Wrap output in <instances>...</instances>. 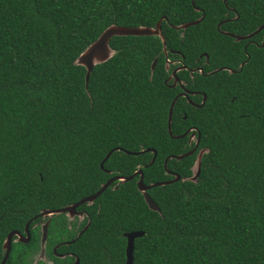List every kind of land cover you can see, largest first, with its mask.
<instances>
[{
  "label": "trees",
  "instance_id": "obj_1",
  "mask_svg": "<svg viewBox=\"0 0 264 264\" xmlns=\"http://www.w3.org/2000/svg\"><path fill=\"white\" fill-rule=\"evenodd\" d=\"M225 5L250 31L264 23V0ZM225 11L222 0H0V256L8 232L97 191L106 178L98 164L118 148L105 170H140L144 185L180 179L146 190L158 212L137 191L138 176L107 187L71 245L78 264H124L123 234L134 231L143 236L133 241L132 264H264V53L250 52L238 72L208 74L237 69L216 29ZM159 20L165 50L156 36H114L112 56L84 84L74 61L103 30ZM165 55L202 70L178 73L205 96L200 108L183 98L172 108L171 135L193 128L199 137L180 160L173 157L193 143L167 133L175 90L163 85ZM145 149L155 152L150 165L152 152L124 153ZM201 150L198 177L188 181ZM32 224L29 243L11 244L4 264L28 262Z\"/></svg>",
  "mask_w": 264,
  "mask_h": 264
},
{
  "label": "flooded vegetation",
  "instance_id": "obj_2",
  "mask_svg": "<svg viewBox=\"0 0 264 264\" xmlns=\"http://www.w3.org/2000/svg\"><path fill=\"white\" fill-rule=\"evenodd\" d=\"M222 3L224 4L226 11L223 14L224 18L220 22H218V24L216 25V29L222 36L227 38V40L225 41L224 54L227 58L230 59L229 63L232 66H236L237 69L235 70L228 66H223L222 68L214 69L212 72H208V74L216 72L217 70H225L228 74L238 72L240 71L242 66L245 64L246 60L249 58L250 52L254 50H261L264 53V23H261L255 26V28H253L250 31L246 26L240 25V23L237 24L236 21L238 19V15L235 12V10L226 6L225 0L224 2L222 0ZM221 25L224 26V28L222 30H219V27ZM246 30H249V31H246ZM259 33H261V35L259 39L257 40L255 36ZM235 43L237 44L233 47L232 45ZM230 48H232L233 50L231 51ZM175 53L177 54V52ZM164 57H165L164 70L167 73V76L163 80V85L165 87H168L169 89L175 90L174 95L168 105L167 113H168V109H169L171 102L175 98L176 99L174 103L176 102L177 99L183 98L185 103L188 104V106L194 107V108H200L205 101L204 94L199 91L188 89L187 88L188 84L184 80L179 79L178 73L180 71H186L188 73L189 78H192V73L194 72H198L199 74H202L201 67L187 69L182 64H180L179 59H168L166 55ZM204 58L206 62L207 56L205 55ZM233 58L235 60L236 59L238 60L241 58L243 59L239 61L238 63H235ZM196 96L199 97L198 103L194 102L193 100L194 97ZM174 103H173V106H174ZM199 105L201 106L198 107ZM171 112H172V109H171ZM170 121H171V117H170ZM166 122H167V117H166ZM185 132H186V135L184 137L187 136L188 144L193 143V147L190 150L192 151L194 148V150L192 151L193 153L197 147V144L195 146V142L197 141L198 143V139H199L198 134L195 137L193 133L194 132L193 128H189ZM171 136L169 137L171 138ZM173 137H176V136H173ZM114 149H116V151H120V149L118 148H114ZM125 152L126 151H124V153ZM197 154H198V151L196 152V155ZM98 168L106 175V178L103 183L115 177H122V176L117 175L115 171L111 169L105 170L103 166L102 168H100L99 164H98ZM117 183H120V182H118V180L116 179L112 180L109 183L108 187H111V189L114 190L116 188ZM95 192L90 193L87 196L81 197L78 200L74 201L73 203H70L63 207L72 206L73 204L77 203L79 200L85 197H88L90 195H93ZM95 199H93L89 203L84 202L78 205L77 207H75L73 211L63 212L60 214H54V215L45 216V217H38L32 220L33 224L31 226V232L33 233L34 245H33L32 252L29 254V257L27 260L28 262L26 264H78L77 256L71 251V245L74 244L75 241L80 237V235L87 229L89 222H90V218L93 215L98 213L97 207L94 206ZM38 214H36L35 216H37ZM43 225H45L46 229H45V238L41 244ZM19 233L24 237L23 230L22 232H19ZM28 236H29V239L27 243L16 241L17 237L13 236L11 239V244L18 243V244L26 245L29 243L30 241L29 225H28ZM11 244H10V248H11ZM41 248H43L42 256L39 258V255H37L38 258H36V260L33 262L32 258L34 254L37 252V250H39L40 252ZM2 256H3V253L0 256V260Z\"/></svg>",
  "mask_w": 264,
  "mask_h": 264
},
{
  "label": "water",
  "instance_id": "obj_3",
  "mask_svg": "<svg viewBox=\"0 0 264 264\" xmlns=\"http://www.w3.org/2000/svg\"><path fill=\"white\" fill-rule=\"evenodd\" d=\"M223 2H224V0H223ZM191 4H193L192 1H191ZM201 20H202V17L199 18L198 20L194 21V22H190V23H186V24H183L180 26H176V27H174V29L175 30H178V29L183 30L186 27L196 25ZM114 36H156L159 38V40L162 44V50H165L164 40L162 38L161 31H160V20L155 24V26L153 28H145V27L123 28V27L109 26L105 30H103V32L97 37V39L94 42H92L90 45H88L74 61L75 65L81 66L85 70L84 84L87 83V79H88L89 73L91 72L92 68L95 65H98V64H101V63L107 61L112 56L113 51L109 47V40H110V38H112ZM154 65H155V60H153V62L151 63L150 70L153 69ZM175 99H173V101L171 102L169 109H168V113H167L166 127H167V132H168L169 136H171L170 135L171 109L173 107V103H174ZM200 106L201 105H199L198 107H200ZM185 135H186V132L183 133L182 135H179L176 137L171 136V138L180 139V138H183ZM196 144H197V141L195 142V146H196ZM193 150H194V148H193ZM114 151H116V149H112L105 154V156L102 158V160L99 163L100 168H102V164L104 163V161ZM192 151L187 152V153L182 154V155L174 156L173 159L180 160L183 157L191 155ZM146 152H152V154H153L151 161L148 164V165H150L154 159V156H155V152L153 150H146L145 149V150L138 151V152H125V154L138 155V154H142V153H146ZM202 152H203V150L199 151L196 158H195L194 164L191 168V176L189 178H187L188 181L194 182L196 180V178L198 177L200 158H201ZM136 176H138V179L136 181L137 191L141 193L146 207L149 210L156 211V212H158V209H157L156 205L153 203V201L150 199V197L146 194V190H148L152 187H156V186L167 185V184H170L172 182H176L180 179L178 175H174L170 181L153 183L150 185H144L142 182V172L140 170H137L127 177H115L113 179L107 180L105 183L100 185L99 189L93 195H90L88 197H85V198L79 200L77 203L73 204L72 206H67V207H63L61 209H56V210H42L37 216H34L33 218L29 219L25 223L24 228H23L24 237L17 231H10L7 233V235L5 236V239L2 243L3 256L0 260V264H4L7 257H8V254L10 251L11 239L13 236L17 237L16 241L23 242V243L28 242V239H29L28 225L35 218L73 211L75 209V207H77L78 205H80L84 202L89 203L93 199H95L97 196H99L108 187L109 183L112 180L116 179V180H118V182H125V181H129V180L133 179ZM42 228L43 229H42L41 244L45 238V229H46L45 225H43ZM141 236H143V232H140V231L128 232V233L123 234V237L125 239V247H124L125 261H124V264H132L133 241H134V239L140 238ZM42 254H43V248L40 249L39 258L42 256Z\"/></svg>",
  "mask_w": 264,
  "mask_h": 264
},
{
  "label": "rangeland",
  "instance_id": "obj_4",
  "mask_svg": "<svg viewBox=\"0 0 264 264\" xmlns=\"http://www.w3.org/2000/svg\"><path fill=\"white\" fill-rule=\"evenodd\" d=\"M38 253H39V250H37V252L34 254V256H33V258H32V261H33V262L36 260V258H38V257H37V255H39ZM31 263H32V262H31Z\"/></svg>",
  "mask_w": 264,
  "mask_h": 264
}]
</instances>
